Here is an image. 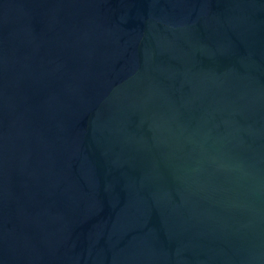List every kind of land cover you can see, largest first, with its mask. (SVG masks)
Wrapping results in <instances>:
<instances>
[{
  "label": "water",
  "instance_id": "1",
  "mask_svg": "<svg viewBox=\"0 0 264 264\" xmlns=\"http://www.w3.org/2000/svg\"><path fill=\"white\" fill-rule=\"evenodd\" d=\"M0 264H264V0H0Z\"/></svg>",
  "mask_w": 264,
  "mask_h": 264
}]
</instances>
